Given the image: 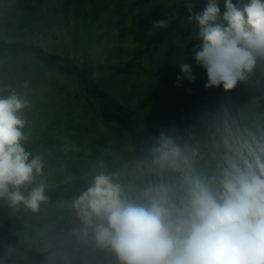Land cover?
<instances>
[{
	"label": "rangeland",
	"instance_id": "rangeland-1",
	"mask_svg": "<svg viewBox=\"0 0 264 264\" xmlns=\"http://www.w3.org/2000/svg\"><path fill=\"white\" fill-rule=\"evenodd\" d=\"M184 1L0 0V35L35 41L84 66H125L143 49L147 34L158 28L155 22H169L173 7ZM223 2L219 0L222 11ZM71 24L78 28L70 31ZM198 44L195 24L185 20L159 50L137 60L146 70L136 67L133 73H119L105 69L95 78L134 110L147 156L160 134L167 133L178 143L198 145L197 167L211 174L222 162L224 136L264 127V60H258L246 83H238L231 91L222 86L205 88L207 73L196 64L193 51ZM18 61L0 62V94L14 89L29 101L22 113L29 137L24 146L41 156L45 165L43 176L24 186L32 189L44 180L49 187L71 177L90 184L99 172L118 173L120 182L135 185L130 137L119 126L101 121L97 101L76 96L73 82L45 75L46 69L37 61ZM184 63L191 66L194 81L181 73ZM74 200L41 206L35 213L12 210L16 233L39 251L63 242L81 243L73 234L83 227ZM109 264H117L116 258Z\"/></svg>",
	"mask_w": 264,
	"mask_h": 264
},
{
	"label": "clouds",
	"instance_id": "clouds-1",
	"mask_svg": "<svg viewBox=\"0 0 264 264\" xmlns=\"http://www.w3.org/2000/svg\"><path fill=\"white\" fill-rule=\"evenodd\" d=\"M187 20L196 26L195 62L207 73L205 88L233 90L264 60V0H206ZM168 20L154 26L167 28ZM198 49V50H197ZM181 73L195 80L189 64ZM178 80L181 77H177ZM26 97L0 94V200L38 212L49 200L41 156L25 149ZM227 111L225 110V121ZM222 162L211 174L197 167L198 145L161 133L136 164L152 178L142 186L99 172L73 201L83 225L73 234L115 256L117 264H264V127L222 138Z\"/></svg>",
	"mask_w": 264,
	"mask_h": 264
},
{
	"label": "trees",
	"instance_id": "trees-1",
	"mask_svg": "<svg viewBox=\"0 0 264 264\" xmlns=\"http://www.w3.org/2000/svg\"><path fill=\"white\" fill-rule=\"evenodd\" d=\"M188 2L193 4V11L197 12L202 10L206 0H187L174 6V13L169 20L168 27L150 31L144 40L143 49L125 66H115L109 63L84 66L71 56L51 51L35 41L18 35L11 37L0 35V62H19L18 60L30 59L37 61L46 69L44 70L45 75H57L63 81L73 82L77 89L74 93L76 96H81L82 99L88 101H97L101 121L104 124L119 126L130 137L136 174L135 185L142 186L144 181L152 177L140 175L136 169L137 162L144 160L147 154L142 146L144 137L136 123L135 112L130 106L103 89L95 77L97 72L105 69L119 73H133L136 67L146 70L137 60L149 52L159 50L167 37L187 20L189 13L186 4ZM237 2L243 4L246 0H237ZM68 28L73 31L78 26L71 24ZM263 79L264 77L261 79L262 82ZM88 185L87 181L81 177H71L49 186L47 189L49 200L41 206L53 207L62 202H70L76 199ZM20 190L25 195L31 191L27 186H23ZM24 209L26 208L21 205L18 210ZM12 210L14 209L6 200H0V264H69L75 261H84L88 264H109L115 259L111 253L98 249L92 240L79 244L58 243L39 251L16 233L11 219Z\"/></svg>",
	"mask_w": 264,
	"mask_h": 264
}]
</instances>
